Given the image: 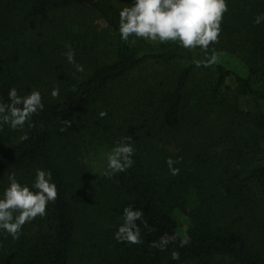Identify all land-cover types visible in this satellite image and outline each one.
I'll use <instances>...</instances> for the list:
<instances>
[{
	"label": "trees",
	"instance_id": "trees-1",
	"mask_svg": "<svg viewBox=\"0 0 264 264\" xmlns=\"http://www.w3.org/2000/svg\"><path fill=\"white\" fill-rule=\"evenodd\" d=\"M130 2L0 0V96L38 87L45 103L27 141L0 132V187L10 171L30 180L38 167L60 187L19 240L0 236V264H264V24H252L264 0H231L208 69L193 65L199 49L120 41L118 11ZM121 136L135 142V164L108 180L103 154ZM167 157L180 158L178 176ZM129 203L147 221L140 245L113 239ZM179 216L191 242L151 248L183 231Z\"/></svg>",
	"mask_w": 264,
	"mask_h": 264
},
{
	"label": "clouds",
	"instance_id": "clouds-1",
	"mask_svg": "<svg viewBox=\"0 0 264 264\" xmlns=\"http://www.w3.org/2000/svg\"><path fill=\"white\" fill-rule=\"evenodd\" d=\"M231 0H131L123 4L118 11L116 33L120 41L133 47L138 41L151 45L173 44L179 49L195 53L197 49L204 53L202 59H193L196 68H212L219 57L213 47L220 42L223 25L230 13ZM253 26L264 24V12L255 14ZM63 55L74 72L83 73L84 65L76 60V50L71 44H65ZM25 92L16 86L7 89L5 99L0 96V132L5 127L23 134L19 139L27 141L30 137L25 131L34 128L33 117L44 111L45 103L42 91L38 87H30ZM52 98L60 96L59 86L50 91ZM99 118L108 116L107 110H101ZM69 126L72 121L66 122ZM66 129L61 127L60 131ZM135 142L131 136H121L114 140L112 146L103 154V170L100 173L108 180L121 173H126L135 164ZM168 172L172 176L180 174V158L167 157L165 160ZM60 192L53 172L47 168H35L30 180L18 176L16 170L7 175V183L0 187V236L11 237L17 241L23 235L26 224H31L38 217L48 214L49 204L55 203ZM120 222L116 225L113 239L117 243L140 245L145 242L141 227H147L141 208H134L131 203L122 210ZM136 221H140L138 226ZM191 242L188 229L183 231L164 232L158 240L152 241L150 247L161 252L167 251L169 245L177 244L180 248ZM180 252H170L172 261H180Z\"/></svg>",
	"mask_w": 264,
	"mask_h": 264
},
{
	"label": "rangeland",
	"instance_id": "rangeland-1",
	"mask_svg": "<svg viewBox=\"0 0 264 264\" xmlns=\"http://www.w3.org/2000/svg\"><path fill=\"white\" fill-rule=\"evenodd\" d=\"M230 85H234V80L233 79L230 80ZM179 217H180V222L183 225V229L187 228L188 222L185 219V217H183V216H179Z\"/></svg>",
	"mask_w": 264,
	"mask_h": 264
}]
</instances>
